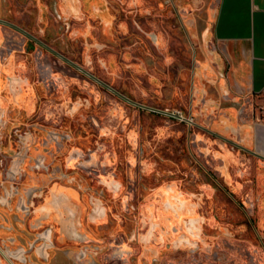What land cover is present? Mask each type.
<instances>
[{
	"label": "rangeland",
	"instance_id": "1",
	"mask_svg": "<svg viewBox=\"0 0 264 264\" xmlns=\"http://www.w3.org/2000/svg\"><path fill=\"white\" fill-rule=\"evenodd\" d=\"M213 2L0 0V18L198 124L129 104L58 59L60 89L46 91L38 44L0 23V60L14 48L32 88L29 106L0 101V264H264V184H246L248 155L200 127L237 141L264 109L224 80Z\"/></svg>",
	"mask_w": 264,
	"mask_h": 264
},
{
	"label": "crops",
	"instance_id": "2",
	"mask_svg": "<svg viewBox=\"0 0 264 264\" xmlns=\"http://www.w3.org/2000/svg\"><path fill=\"white\" fill-rule=\"evenodd\" d=\"M213 1L212 35L224 80L237 94L264 103V0ZM241 140L264 156V109L242 126Z\"/></svg>",
	"mask_w": 264,
	"mask_h": 264
},
{
	"label": "flooded vegetation",
	"instance_id": "3",
	"mask_svg": "<svg viewBox=\"0 0 264 264\" xmlns=\"http://www.w3.org/2000/svg\"><path fill=\"white\" fill-rule=\"evenodd\" d=\"M96 1L97 0H92V3L96 2ZM0 23L11 27L12 29H14L18 32H21L24 35V37L27 38L29 46H31L32 43L38 44V46L40 48V54H39V58H38V67H39V73L40 74H39L38 81L42 85V87H44V89L46 91L51 92V91H56V90L60 89V84L56 78V75L51 70V63H50V62L58 59V60L62 61L63 63H65L66 65L74 68L80 74L87 76L92 81H94L99 86H101L103 89H106V90L114 93L115 95H117L118 97H120L124 101L128 102L129 104H133L139 108L150 110L153 113L168 115L172 118H176V119H179V120L184 121V122H189V123L198 125L193 120L185 117L182 114V112H180V111H169L166 109H159V108H156V107H153L150 105H146L142 102L137 101L136 99L132 98L131 96L125 94L124 92H121L120 90L116 89L115 87H113L111 84H109L105 80L101 79L96 74H94L91 71L84 68L74 58H71L68 55L57 50L56 48H54L53 46L48 44L46 41L42 40L40 37L34 35L29 30L22 27L20 24L13 22L11 20L3 19V18H0ZM0 66H1V68H0V96L2 97V100L6 101L7 103H9L13 106H18V104H20L22 101H24V105L27 104L29 106L30 101H31L30 95L32 93V88L30 86V81L24 79V78H26L25 71H26V67H27V64L25 63V61L23 59L21 61L19 59H17L16 55L14 53V48H10L9 52H8L7 60L6 61L0 60ZM206 67H208V66H206ZM208 68H210L212 70V67H208ZM222 73H223V71H222ZM224 85H226V84L223 81V88L226 90ZM27 97H29L28 100L26 99ZM245 123L246 122H244L242 126H244ZM200 127H202L204 130H206L209 134H212L213 136H217L219 138H222L226 142L232 144L234 147L235 146L238 147L240 150H242L243 152H245L248 155L246 162L241 167H238V169H239L238 175L241 179L245 180L246 184H258V183L264 184V175L262 174V176H259V177L255 175V169H256L257 165L255 164V162H253V159H257V160L261 161L262 163H264V156H262L258 152L257 153L259 155L250 153L247 150L243 149L241 146L235 144L234 141L237 142L238 144L245 146L241 140V137L239 140L236 141L234 139L223 136V135L215 132L212 129H209L208 127H205V126H200ZM194 144L192 143V145L195 148L196 145H194ZM186 148L187 147L184 145L182 150L185 151ZM201 151H202V149H201ZM192 157L194 158L193 155H192ZM212 178L216 179V177H214V176H212ZM259 181H261V182H259ZM208 189L209 190H207V191H209L211 195L215 194L214 188H208ZM228 192H230V196H234V195L238 194L234 190H231V191L228 190ZM162 196H163V198H165L169 201L168 202L169 205H174V206L175 205L177 206L178 203L182 202V200H183L181 198L182 196H179L178 193H174L172 195L170 192H164V194ZM252 198L254 199V201H256V198H257V200L260 199V198H258V196L255 197V193L253 192V190L252 191L250 190L249 193L247 194V200L250 201ZM240 205L242 206L243 203H240ZM174 209L176 210L175 207H174ZM191 216H192V219H195V217H196V215H194V214H191Z\"/></svg>",
	"mask_w": 264,
	"mask_h": 264
},
{
	"label": "water",
	"instance_id": "4",
	"mask_svg": "<svg viewBox=\"0 0 264 264\" xmlns=\"http://www.w3.org/2000/svg\"><path fill=\"white\" fill-rule=\"evenodd\" d=\"M234 143L237 144V145H239V146H241L243 149L247 150V151L250 152V153H253V154L259 155L255 150H252V149H250V148H248V147H246V146H243V145H241V144H238V143L235 142V141H234Z\"/></svg>",
	"mask_w": 264,
	"mask_h": 264
}]
</instances>
